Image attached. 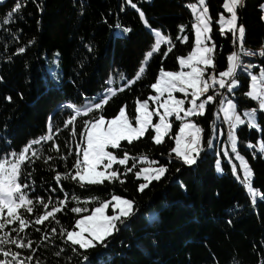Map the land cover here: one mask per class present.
Masks as SVG:
<instances>
[{
    "label": "trees",
    "instance_id": "obj_1",
    "mask_svg": "<svg viewBox=\"0 0 264 264\" xmlns=\"http://www.w3.org/2000/svg\"><path fill=\"white\" fill-rule=\"evenodd\" d=\"M195 1L131 0L135 8L128 0H5L0 3V21L7 18L15 3H22L10 23H0V156L19 152L30 141L46 135L49 118L53 132L59 129L52 141L34 146L39 150L40 159L25 166V173L30 172L31 176H22L21 182H34L35 190L29 191L31 198L63 199L64 192L59 190L53 177L56 172L73 170L76 144L81 142L79 133L85 120L99 115L114 118L123 106L130 118H135L136 102L155 93L150 85L160 69L180 70L178 59L188 55L195 46L192 28L195 20L187 7ZM206 3L212 17L211 41L216 45L215 67L207 75L218 76L227 70V56L237 51L238 45L233 44L231 33H219L218 19L225 12L223 0H206ZM263 4L264 0H243V5L237 8L239 24L245 28L244 47L260 52L264 50ZM140 12L144 13L150 28L161 29L171 44L161 46L148 61L141 78L136 80L145 54L155 42ZM180 26H184L183 32ZM184 36L187 42L177 39ZM20 48L25 51L18 53ZM165 52H168L166 57ZM260 52L246 58L257 65L254 70L258 71L264 69V56ZM235 79L239 85L231 92L227 88L210 89L215 101L207 105L204 115L194 116L202 126L205 147L216 124L214 113L220 109L221 100L233 94L240 112L258 107L247 96L249 75L241 68ZM108 88L116 89L117 94L102 110H94L87 116L81 114L75 125L64 127L74 115L72 109L65 107L67 104L80 106L87 99L102 101ZM121 88L124 90L120 91ZM257 111L258 128L243 125L237 134L238 150L252 168V187L259 192V197L254 199L237 179L223 150L221 173L216 168L215 150L205 148L192 165L177 158L171 149L175 146L179 121L173 119L171 131L161 144L153 142L155 133L149 129L140 140L131 144L122 141L120 148L112 149L118 157L126 151L130 156H146L158 161L157 166H166L165 175L159 181L153 180L143 192L138 191L143 180L136 179L133 173L121 177L126 181L123 184L105 181L103 185L81 188L70 180L61 182L69 194V202L56 214L59 224L50 219L21 234L35 241L33 264L37 259L40 264H264V156L260 151L264 143V113ZM219 125H223L222 120ZM72 127L76 129L75 137L71 135ZM53 144L59 145V152L52 150ZM48 156L53 159L45 163ZM61 156L67 159L62 160ZM143 164L137 162L133 171ZM127 166H132L131 160ZM124 167L117 165L115 169L123 172ZM53 188L55 192L51 191ZM72 195L79 197L81 203L72 201ZM113 195L133 201V214L123 223H117L118 231L102 245L87 250L64 242L58 234L61 227L72 230L76 219ZM85 200L90 202L84 204ZM73 207H87L89 212L73 213ZM39 212L38 206L36 214ZM53 227L57 229L56 235L50 233ZM45 232L51 238L42 241ZM60 249L63 252L56 256ZM13 250L18 249L13 246ZM19 251L25 256L31 254L28 249Z\"/></svg>",
    "mask_w": 264,
    "mask_h": 264
},
{
    "label": "snow or ice",
    "instance_id": "obj_2",
    "mask_svg": "<svg viewBox=\"0 0 264 264\" xmlns=\"http://www.w3.org/2000/svg\"><path fill=\"white\" fill-rule=\"evenodd\" d=\"M133 8L136 7L128 0ZM243 5V0H223V9L229 14L225 17L220 14L218 23L220 25L219 33L221 35L229 32L233 36V44L239 46L238 51H233L227 56V70L216 74H209L206 78V73L210 68L215 67L214 53L216 50L215 43L209 44L211 41L212 32V17L209 14V8L206 0H196L195 3H190L187 7L191 10L195 18V23L192 28L195 31V46L190 53L185 57L178 59L179 71H166L160 69L158 77L150 87L154 90L155 95L150 96L144 101H137L135 106V120L129 119L126 114V106L119 109L118 114L111 119H106L103 115L94 117L91 120L83 122V130L79 133L81 142L76 144L75 162L73 170L65 173L56 172L53 179L59 185V190L64 192L63 199L49 197L47 201L44 197L37 196L35 199L30 197L29 191H34V182H21L22 176L30 177L31 173H25V166L34 163L36 159H40L39 150L35 145L46 143L54 139L57 132H53L52 119L49 118L47 124V134L39 139L30 141L21 151H12L6 155L0 156V264H33L36 249L33 248L35 241L28 238L27 235H21L26 232V229L34 225H44L50 219L59 224L56 214L62 212L69 202V194L64 191L63 180H70L78 184L81 188L88 185H103L105 181L109 183L119 182L121 184L126 181L122 176H127L133 173L136 179H143L144 183L139 184L138 191L143 192L149 184L155 180L159 181L167 172L166 166L157 165L158 161L150 160L146 156H130L128 152H124L122 157H118L109 149H118L121 147V142L126 141L131 144L145 136L149 129H152L155 135L152 140L155 144L164 142V137L168 135L172 128L169 121L170 117H175L176 120L182 121L179 126V132L175 135V147L171 152L175 156L182 159L183 163L192 165L196 163V158L201 150V133L202 129L192 122L189 118L196 115H204L206 105L215 101L214 95L205 96L210 89L217 86L220 89H225L229 92L237 86L235 76L238 69L243 68L245 71L250 69L252 65H243L242 56L255 55L243 47L245 28L243 25L237 24V8ZM22 7L21 2L14 4L11 12L7 14V18L0 23H10L12 16L19 12ZM264 8V6H262ZM139 11V9H137ZM140 17L145 25L150 28L147 20L144 18V13L140 12ZM119 27V26H118ZM156 39L151 49L146 52L145 59L142 61V66L138 70L136 80H139L145 72L148 61L153 55L160 51L162 44H171V40L161 35L155 29H150ZM125 32L130 29H124ZM180 31H184V26H180ZM182 42H187V37H177ZM24 48H20L18 53H23ZM172 48H168L171 52ZM168 52L163 53L166 57ZM259 55L264 56V50ZM123 79V76H121ZM252 89L247 93V96L258 101V108L264 111V87H258L259 84H264V69L260 75H251ZM135 81H132L134 83ZM108 83H112L111 80ZM123 91L124 89H119ZM175 93H183L184 99H178ZM117 94V90L113 88L107 89V95L103 97L102 102L89 104L84 108L77 107L73 104H67L65 107L72 109L74 115L71 116L64 124L67 128L69 125H75L76 119L81 114L87 116L94 110H102L103 106L108 103L112 96ZM219 95V93H217ZM190 97V99H189ZM11 99V97H7ZM149 101H152L156 107L149 110ZM186 101L190 107H185ZM199 101V103H198ZM162 110V111H161ZM220 111L223 112L224 119L229 122V140L231 142L232 151L236 152V136L235 129L242 124H245V119L235 112V105L231 100L220 101ZM257 109L245 112L243 115L247 118V124L251 128H257L256 124ZM159 117L158 123H153V117ZM71 135H77L75 127L71 129ZM211 146L212 141H208ZM252 147V145H249ZM53 151L59 152L58 144L51 145ZM260 151L264 153V143L260 145ZM72 153L69 152V155ZM227 155V152H225ZM236 158L241 161L243 169V180L249 192L255 199L257 193L252 189L251 178L252 170L248 166L247 161L236 154ZM53 157L48 156L45 163L52 160ZM60 159L66 160L67 156H61ZM132 161V166L128 167V162ZM137 162L146 163L147 167H140L137 171H133L137 167ZM125 166L123 172L119 169H114L113 165ZM219 168V164L217 165ZM236 169L233 166V172ZM55 192L56 189H51ZM94 200L97 198H93ZM71 200L77 204L81 203L79 197L72 195ZM90 201H83L88 204ZM114 202V203H113ZM39 206L40 212L37 213ZM111 207L113 214L108 215L107 210ZM73 213H87V207H73ZM133 214V201L123 198L118 195L111 196L110 200L100 201L99 205L90 211V214L82 215L75 220L73 230H68L64 227L60 228L59 236L64 239L65 243L72 246H79L80 249L87 250L95 247L97 244H103L104 240L118 231L117 223H123L124 219ZM35 231H41L40 228H35ZM51 235L57 234L55 227L50 229ZM15 234V235H13ZM51 236L45 232L42 236L43 240H50ZM13 246L16 251L13 250ZM39 247V245H37ZM28 249L31 254L25 256L22 251ZM74 252L76 248L72 249ZM63 249L56 252L59 256ZM87 260V257H84ZM36 264H40L37 259Z\"/></svg>",
    "mask_w": 264,
    "mask_h": 264
},
{
    "label": "rangeland",
    "instance_id": "obj_3",
    "mask_svg": "<svg viewBox=\"0 0 264 264\" xmlns=\"http://www.w3.org/2000/svg\"><path fill=\"white\" fill-rule=\"evenodd\" d=\"M5 0H0V3L1 2H4ZM196 2V1H195ZM194 2V3H195ZM263 6H264V4H263ZM263 10H264V8H263ZM221 14H224L225 15V17H228L229 16V14L226 12V10H225V12H223V13H221ZM237 16H238V13H237ZM263 18H264V14H263ZM194 20H195V18H194ZM195 23V22H194ZM237 24H238V26L240 25L239 24V16H238V21H237ZM150 29H155V30H157V31H159L160 33H161V35H164V36H166L163 32H162V30L161 29H159V28H150ZM151 31V30H150ZM152 32V31H151ZM153 33V32H152ZM194 33H195V31H194ZM153 35H154V33H153ZM154 37H155V35H154ZM167 37V36H166ZM155 39H156V37H155ZM212 43V41H209V44H211ZM163 45V44H162ZM161 45V46H162ZM167 45H169V44H167ZM243 47H244V42H243ZM246 50H248V51H250V52H253V53H257V52H260V50H254V49H250V48H246V47H244ZM238 50H239V46H238ZM237 50V51H238ZM187 56V55H186ZM252 56H255V55H244V56H242V63H243V65H245V66H247V65H252V67L250 68V69H248L247 71H245L243 68H242V70L247 74V75H249V77H250V88H249V91H251V89H252V81H251V75H257V76H259L260 75V72H261V70L262 69H260L259 71L258 70H254V67L255 66H257V65H253L252 63H250L246 58H249V57H252ZM185 57V56H184ZM211 74H213V73H211ZM206 78H207V73H206ZM237 80V79H236ZM133 81V80H132ZM131 81V82H132ZM130 82V83H131ZM237 82H238V80H237ZM238 85H239V82L237 83V86L235 87V88H233L232 90H234V89H236L237 87H238ZM258 87H264V84H259L258 85ZM216 88H219L218 86L216 87ZM248 91V92H249ZM153 95H155V93L154 94H152V95H150V96H153ZM174 95H176V97L178 98V99H184V94L183 93H175ZM207 95H212V94H210L209 92L207 93V94H205V96H203V97H201V100H203V99H205L206 98V96ZM149 96V97H150ZM189 99H190V97H189ZM228 100H231L232 102H233V104L235 105V112H236V114H238V115H240L241 116V118L242 119H245V124H242V125H239L236 129H235V136H236V144H237V147H236V152H233L232 151V147H231V142H230V140H229V131H230V126H229V122H227L225 119H224V115H223V112L222 111H220V109L219 110H216L215 111V113H214V117H215V121H216V124H215V126H214V128L212 129V133H211V136H210V140L212 141V144H211V146H209V144L207 145V149L210 151V150H215L216 151V153H217V156H218V159H217V161H216V168H217V170H218V172H220L221 173V170H222V168H223V166H222V161H223V157H222V152H223V155L225 156V160H227L229 163H230V166H231V170L233 171V166H235V169H236V171H235V176L237 177V179H239L240 181H242L243 180V176H244V173H243V169L241 168V161H240V159H237L236 158V154L237 153H239V156L240 157H242L245 161H247V159L239 152V150H238V144H239V137H238V134H237V130L241 127V126H243V125H248L247 124V118L243 115L245 112H248V111H251V110H253V109H257V110H259V108L257 107V108H251V109H245V110H243V111H239V110H237V107H236V102H235V99H234V95L233 94H231V95H229L226 99H224V101H225V106H227V101ZM139 101H144V100H139ZM256 102H257V105H258V101L257 100H255ZM98 102H102V101H96V100H94V99H87L84 103H83V105H80V106H77V107H80V108H84V107H86V106H88L89 104H92V105H94L95 103H98ZM198 103H199V101H198ZM156 107V105L152 102V101H149V110H152V109H154ZM185 107L187 108V107H190V104H188V102L186 101V103H185ZM206 109H207V105H206ZM206 109H205V112H206ZM162 111V110H161ZM263 113H264V111H263ZM126 114L129 116V114H128V112H127V109H126ZM197 116V115H196ZM106 118V117H105ZM106 119H108V118H106ZM111 119V118H110ZM129 119L130 120H132L133 122H134V120H135V118H130V116H129ZM173 119H175V117L173 116V117H170L169 118V121L171 122V124H173ZM192 122H194L195 124H197V126H199L201 129H202V126L199 124V123H197L196 122V120H195V118H194V116H192V117H190L189 118ZM176 120V119H175ZM223 121V125L224 126H226V127H223V125H219L218 126V122L219 121ZM177 121H179V120H177ZM159 122V117H157V116H154L153 117V123H158ZM182 123V121H179V126H180V124ZM256 124L258 125V111L256 112ZM258 128V127H257ZM203 130V129H202ZM171 131V130H170ZM169 131V132H170ZM178 132H179V128H178ZM177 132V133H178ZM176 133V134H177ZM224 138H225V140H224ZM164 139H165V137H164ZM216 142H218V144H217V146H216V149H215V143ZM175 147V146H174ZM205 146H204V144H203V131H202V133H201V150H200V152H199V154L202 152V151H204L205 150ZM221 150H223L222 152H221ZM109 151H112L115 155H117L112 149H109ZM225 152H227V155H225ZM263 156H264V153H263ZM197 159V158H196ZM247 163H248V166L250 167V169L252 170V168H251V166H250V164H249V162L247 161ZM219 164V168L217 167V165ZM117 165H119V164H116V165H113V168L115 169V167L117 166ZM148 165L146 164V163H144L141 167H147ZM153 166H157V165H153ZM253 173V172H252ZM252 178H253V175H252ZM252 178H251V184H252ZM143 180V179H142ZM143 183H144V181H143ZM245 185V184H244ZM245 187H246V190L248 191V193L251 195V196H253L250 192H249V190H248V188H247V186L245 185ZM252 189L254 190V188L252 187ZM255 191V190H254ZM256 193H257V195H256V197L255 198H257V197H259L260 196V194H259V192H257V191H255ZM124 198V197H123ZM111 199V198H110ZM109 199V200H110ZM127 199V198H126ZM114 203V202H113ZM88 214H90V213H88ZM107 214L108 215H112L113 214V212H112V209H111V207L107 210ZM85 215H87V214H85ZM73 230V229H72Z\"/></svg>",
    "mask_w": 264,
    "mask_h": 264
},
{
    "label": "crops",
    "instance_id": "obj_4",
    "mask_svg": "<svg viewBox=\"0 0 264 264\" xmlns=\"http://www.w3.org/2000/svg\"><path fill=\"white\" fill-rule=\"evenodd\" d=\"M207 148V147H206Z\"/></svg>",
    "mask_w": 264,
    "mask_h": 264
}]
</instances>
